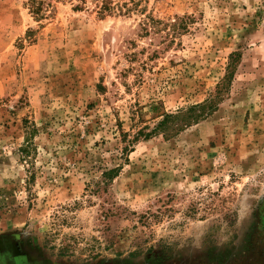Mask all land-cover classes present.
Instances as JSON below:
<instances>
[{
    "label": "rangeland",
    "instance_id": "rangeland-1",
    "mask_svg": "<svg viewBox=\"0 0 264 264\" xmlns=\"http://www.w3.org/2000/svg\"><path fill=\"white\" fill-rule=\"evenodd\" d=\"M109 1L0 0V264H264V0Z\"/></svg>",
    "mask_w": 264,
    "mask_h": 264
},
{
    "label": "trees",
    "instance_id": "trees-1",
    "mask_svg": "<svg viewBox=\"0 0 264 264\" xmlns=\"http://www.w3.org/2000/svg\"><path fill=\"white\" fill-rule=\"evenodd\" d=\"M54 0H27L26 7L28 8L29 12L33 14L37 19H43L46 11L52 7V2ZM76 3L74 4L73 8L76 10L82 9L83 6L86 4V0H74ZM97 12L100 15H105L107 12H111L113 10L111 6V1L109 0H100V4L97 8ZM208 108V110L213 111L215 110L216 106L213 104V101L210 100L208 104L204 105H196L191 107V112L195 110H199L198 114H191V121H196L203 116L204 108ZM170 116V115H169ZM114 172V171H113Z\"/></svg>",
    "mask_w": 264,
    "mask_h": 264
}]
</instances>
